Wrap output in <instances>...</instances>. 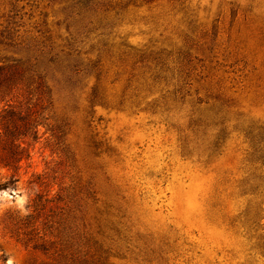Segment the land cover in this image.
Wrapping results in <instances>:
<instances>
[{"label":"rangeland","instance_id":"rangeland-1","mask_svg":"<svg viewBox=\"0 0 264 264\" xmlns=\"http://www.w3.org/2000/svg\"><path fill=\"white\" fill-rule=\"evenodd\" d=\"M42 51L83 61L102 103L85 117L54 90L52 124L69 113L64 144L39 127L17 182L50 199L37 220L52 248L66 200L94 226V196L112 204L95 264H256L247 249L255 224L264 233V0H0V63ZM37 174L42 185L30 183ZM22 219L0 214V252L55 264L16 238L11 222Z\"/></svg>","mask_w":264,"mask_h":264},{"label":"trees","instance_id":"trees-1","mask_svg":"<svg viewBox=\"0 0 264 264\" xmlns=\"http://www.w3.org/2000/svg\"><path fill=\"white\" fill-rule=\"evenodd\" d=\"M51 52L17 56L0 63V172L5 174L0 176V181L7 180L6 183L0 182V189L19 181L25 164L28 166L30 161L31 142L39 137V127L49 126L58 146L64 144L69 113L65 112L57 123L52 124L54 90L63 94L65 109H71L72 113L82 110L85 117L94 118L96 108L102 106L97 98L98 82L90 84L89 77L86 74L83 76L85 63L81 60L82 64L71 66L69 61L72 55L69 51L63 55L55 53L48 56ZM81 78L84 79L83 83L79 81ZM83 95L84 103L80 105ZM35 179L30 183L42 185L45 182V176L40 174ZM90 195L93 196V192ZM93 199L96 206L94 226L85 221V205L71 207L72 200H66L67 220L59 248H52L53 243L47 240L46 234L39 235V225L42 224L37 219L45 215L47 202H50L41 195L31 199V204H28L32 208L31 214L17 223V227L16 222H11L12 232L25 246L44 253L52 251L55 264H95L97 256L92 251H97L105 242L104 236L101 240L98 236L103 234V224L112 219V204L94 196ZM76 212L79 213L80 222L74 220L72 214ZM257 227L255 224L250 230L252 235L248 236L250 245L247 256L256 264H264V233H256Z\"/></svg>","mask_w":264,"mask_h":264},{"label":"clouds","instance_id":"clouds-1","mask_svg":"<svg viewBox=\"0 0 264 264\" xmlns=\"http://www.w3.org/2000/svg\"><path fill=\"white\" fill-rule=\"evenodd\" d=\"M6 183L7 180L0 181ZM33 190H30L23 185L17 183L15 187L9 185L7 188L0 189V214L7 211L8 209H13L19 213V215L24 218L31 214V209L28 207L30 199L38 192L39 189L33 186ZM0 255L6 256L7 259L3 264H18L15 256L10 252H0Z\"/></svg>","mask_w":264,"mask_h":264}]
</instances>
